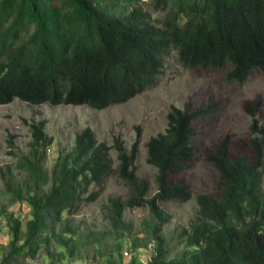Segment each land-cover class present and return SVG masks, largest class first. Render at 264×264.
Returning <instances> with one entry per match:
<instances>
[{
	"label": "trees",
	"instance_id": "trees-1",
	"mask_svg": "<svg viewBox=\"0 0 264 264\" xmlns=\"http://www.w3.org/2000/svg\"><path fill=\"white\" fill-rule=\"evenodd\" d=\"M170 49L183 68H226L227 82L246 81L264 69V0H0V106L14 100L96 110L122 104L157 83ZM245 110L252 157L230 158L227 141L207 154L221 192L195 198V216L178 236L183 250L173 257L161 234L170 216L159 205L192 199L187 186L170 183L171 172L184 170L192 158L191 123L207 111L190 114L172 105L165 131L146 142L147 163L157 170L152 196L149 182L135 173L137 140L129 151L114 144L113 169L109 147L85 128L47 173L53 139L44 122L32 123L28 150L16 163L23 180L10 166L0 169L10 203L24 202L30 216L21 231V216L9 213L10 241L0 264L32 260L52 245L60 247L54 255L59 264L71 258L81 245L64 213L93 201L101 189L89 192L90 186L100 187L113 173L128 196L109 197L104 219L122 234L124 210L148 208L145 241L153 242V250L145 262L138 263L136 253L123 263L117 237V257L106 255L105 264H264V124L258 105Z\"/></svg>",
	"mask_w": 264,
	"mask_h": 264
},
{
	"label": "rangeland",
	"instance_id": "rangeland-1",
	"mask_svg": "<svg viewBox=\"0 0 264 264\" xmlns=\"http://www.w3.org/2000/svg\"><path fill=\"white\" fill-rule=\"evenodd\" d=\"M161 15L159 13L154 17ZM164 62L165 69L153 87L122 104L102 110L86 105H51L47 102L32 105L20 100L1 105L0 169L5 170L10 166L17 181L23 180L24 173L16 163L28 150L32 123L44 122L45 133L53 139L44 162L47 173L57 157L71 150L75 136L83 129L90 128L97 141L109 147L108 157L113 169L118 165L114 144L118 142L129 151L137 140L135 173L149 182V196H152L156 190L157 170L147 163L146 142L165 131L167 113L172 105L187 109L190 114L207 111L191 123L194 130L192 158L184 170L171 172L170 183L187 186L192 199L159 205L170 216L161 232L170 256L181 253L183 245L178 236L195 216V198L199 195L217 197L221 192L219 173L207 160V154L227 141L230 158L239 155H246L249 159L252 157L248 143L250 118L245 109L258 105L257 118L264 124V69L254 72L244 82L229 83L225 78L226 68H183L173 49L168 51ZM99 189L101 191L93 201L82 203L72 215L64 213V218L68 217L77 228L74 240L81 247L62 264H105L106 255L115 260L117 237H121L119 252L123 263L130 262L136 253L139 255L137 262H145L153 250V242L145 241V224L152 221L148 208L124 210L122 218L127 229L120 234L104 219L107 211L103 207L109 197L125 200L128 188L113 173L105 178L100 187L90 186L89 192ZM9 213L18 218L21 216V231H25V224L30 219L29 209L24 202L10 203V195L6 193L0 177V260L7 252L10 241L6 226ZM133 243L139 246L136 251L131 248ZM55 253H60V247L52 245L49 252L42 250L32 260L20 259L17 264H59L55 261ZM123 253H128V256Z\"/></svg>",
	"mask_w": 264,
	"mask_h": 264
},
{
	"label": "built area",
	"instance_id": "built-area-1",
	"mask_svg": "<svg viewBox=\"0 0 264 264\" xmlns=\"http://www.w3.org/2000/svg\"><path fill=\"white\" fill-rule=\"evenodd\" d=\"M47 151H49V148H47ZM125 256H128V253H123Z\"/></svg>",
	"mask_w": 264,
	"mask_h": 264
},
{
	"label": "clouds",
	"instance_id": "clouds-1",
	"mask_svg": "<svg viewBox=\"0 0 264 264\" xmlns=\"http://www.w3.org/2000/svg\"><path fill=\"white\" fill-rule=\"evenodd\" d=\"M49 148V147H48ZM46 151H47V149H46ZM125 256V255H124Z\"/></svg>",
	"mask_w": 264,
	"mask_h": 264
}]
</instances>
